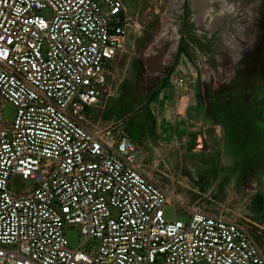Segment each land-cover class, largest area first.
<instances>
[{"label":"built area","instance_id":"2783aa9c","mask_svg":"<svg viewBox=\"0 0 264 264\" xmlns=\"http://www.w3.org/2000/svg\"><path fill=\"white\" fill-rule=\"evenodd\" d=\"M131 27L123 0H0V121L16 108L0 127V264H264L245 224L168 219L145 148L89 127ZM16 175L34 188L15 193Z\"/></svg>","mask_w":264,"mask_h":264},{"label":"rangeland","instance_id":"374dc122","mask_svg":"<svg viewBox=\"0 0 264 264\" xmlns=\"http://www.w3.org/2000/svg\"><path fill=\"white\" fill-rule=\"evenodd\" d=\"M123 2L132 24L129 44L108 75L109 83L114 77L108 98L87 114L89 127L145 148L149 172L171 194L168 219L187 220L186 209L197 208L245 224L264 254L262 139L246 119L251 137L229 142L212 108L223 97L253 106L264 100V0H188L195 32L215 51L191 46L174 67L185 0ZM2 111L0 127L16 108L6 103ZM34 184L16 175L10 187L18 194ZM66 234L77 248L78 228Z\"/></svg>","mask_w":264,"mask_h":264},{"label":"trees","instance_id":"16d2710c","mask_svg":"<svg viewBox=\"0 0 264 264\" xmlns=\"http://www.w3.org/2000/svg\"><path fill=\"white\" fill-rule=\"evenodd\" d=\"M190 15L191 7L188 0H185L181 36L173 67L178 62L179 56L182 53L186 54L188 48L191 46H197L198 48L211 53L215 51L210 41L205 43L195 32L194 24L190 21ZM262 106H264V100L259 101L256 106L250 105L248 102L239 98L226 99L223 97L212 101V108L219 117V121L223 126L227 140L236 146L243 144L247 138L251 137L248 128H246L247 126L244 125L246 119H249L253 121L254 128L258 132L257 138L260 137V139H262V143L259 144L260 147H264V110L261 109ZM89 111L90 109L87 110V114H89ZM261 214L264 217V209L261 210ZM258 221L264 224V218H258ZM252 231L250 230L255 239L257 241L260 240V237Z\"/></svg>","mask_w":264,"mask_h":264},{"label":"flooded vegetation","instance_id":"af4514ba","mask_svg":"<svg viewBox=\"0 0 264 264\" xmlns=\"http://www.w3.org/2000/svg\"><path fill=\"white\" fill-rule=\"evenodd\" d=\"M185 3V2H184ZM183 9H184V7H183Z\"/></svg>","mask_w":264,"mask_h":264}]
</instances>
